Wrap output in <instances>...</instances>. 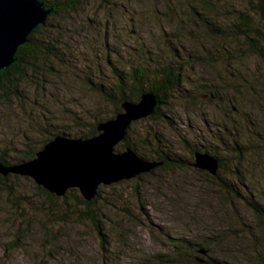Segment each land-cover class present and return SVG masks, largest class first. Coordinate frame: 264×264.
<instances>
[{
  "label": "trees",
  "instance_id": "16d2710c",
  "mask_svg": "<svg viewBox=\"0 0 264 264\" xmlns=\"http://www.w3.org/2000/svg\"><path fill=\"white\" fill-rule=\"evenodd\" d=\"M40 1L50 9V13L44 23L32 30L28 41L18 47L15 54L16 61L0 70V103L19 99L22 100L19 103L20 107L30 109L32 112L34 111L32 107H39L43 117L41 116L40 122L37 123L39 128H31L29 124L33 118L31 120V114H26L25 119L30 120L27 124L28 128H25L27 131L24 132L22 144L5 142L4 137L0 135V161L13 165L29 160L35 157L45 143L59 134L83 138L94 136L100 132L99 122L113 118L122 110L123 102H137L142 94L153 92L157 98L153 114L133 122L126 138L119 143V147L133 148L138 155L155 162V169L177 167L198 171L207 181L215 185L218 192H223V195L219 196L222 207L213 213L212 221L203 220L208 225L204 227V233L197 231L190 236L177 238L171 245L170 251L154 255L153 263L264 264V135L255 128L257 119L252 109L257 105L264 109V100L256 96L255 90L245 92L233 87L239 94L228 95V97L233 96L231 100L233 112L228 113L230 121L224 123L227 130H216L208 123L207 126L203 125L206 130L201 129V125L190 123L187 126L188 132L191 128L190 133L194 134L184 132L186 135L181 137L183 144L180 142L184 152H187L185 155L181 150L174 152L166 144L164 133L154 132L155 128L152 125L149 127V132L143 133L142 147L131 141L129 133L134 123L153 119H160L164 126L174 127L176 131L183 133L175 127L174 117L170 118L161 111V106L180 105L186 110L197 112L199 104L201 106L212 102L214 94L212 83H202L200 89L185 87L184 84V78L192 80L198 74L191 71L193 65L203 63L208 57L212 58L208 61L214 59L212 50L204 45L203 48L210 50L212 54L203 50L200 53L196 49L198 46L202 47V44L195 45L201 42V38H196L193 31L196 35L217 39V44H212L216 48L215 51L220 53V57L225 59L232 55H237V58L243 56L237 53L234 55L235 51L238 53L243 51L242 44L235 42L241 37L251 51H257L264 57L262 51L264 0H245L247 10L235 9L233 2L235 0H200L198 5L201 10L192 14L194 17L192 20L198 23L205 33L203 34L199 26L191 31L188 30L189 26L184 25V28H179L169 35L161 34V44L156 45L159 47V57H156L155 49L149 50L146 45L128 47L125 52L119 51L112 41L118 34H114L115 27L112 28L111 25L114 23L108 18L84 16L83 13L86 12L81 6L84 0ZM80 8L83 10L79 13ZM94 27H97V30ZM93 29L96 30L95 38L100 44L99 49L93 48V58L87 59L88 57H84L82 52L68 55L67 50H74L75 47L68 45L65 40H72L71 36L91 34ZM186 32L189 34L186 38L190 39L191 50H181L174 42ZM229 43L231 46L227 48ZM184 58L186 63H182ZM73 60L75 62L85 60V65L78 69L75 64V69ZM240 79L247 80L244 76ZM78 82L83 86L86 85L89 91L109 104L110 111L105 113L107 116L101 117L94 110L89 111L88 114L86 111H80L81 113L78 114L71 108V110L67 109V105L64 104L66 100L79 101L77 96L76 99L74 96L71 99L72 91L75 92L76 88H79ZM48 88H52L50 93ZM31 89L39 94L38 97L29 93ZM23 91L26 93L24 94ZM50 107L67 111L66 122L52 121L49 116ZM99 110L101 111L100 108ZM48 118L51 122L46 120ZM89 119L95 121L91 122ZM138 125L136 124L135 127ZM239 126L243 131H240ZM27 132L36 133L37 137L25 134ZM205 132L208 134L205 135ZM260 139L263 141L260 142ZM15 145H20L21 148L16 150L13 148ZM197 153L210 154L217 158L216 175L192 167ZM233 163L234 168L231 167ZM154 170L152 169L150 173ZM228 175L230 177H227ZM22 178L21 175L13 173L0 174L2 200L0 211L7 214L4 220L10 223L12 230L10 232L14 238L27 237L35 225L34 216L44 219L46 217L51 226L57 221L61 222L70 217L86 219L95 225L103 238L104 225L100 218L104 216V208L99 204L100 199L103 198L101 188L98 195L89 201L83 198L77 188L69 189L63 196H57L37 184L33 185L35 190L32 192L25 191L19 186ZM24 178L30 181L29 177L24 176ZM173 196L181 199L178 188ZM173 202L183 205V200H173ZM185 207L190 208V205ZM192 216L196 219L194 215ZM223 219L224 227H219ZM46 232L48 233L49 229H46ZM48 240L53 241L50 238L46 240L47 243Z\"/></svg>",
  "mask_w": 264,
  "mask_h": 264
},
{
  "label": "rangeland",
  "instance_id": "374dc122",
  "mask_svg": "<svg viewBox=\"0 0 264 264\" xmlns=\"http://www.w3.org/2000/svg\"><path fill=\"white\" fill-rule=\"evenodd\" d=\"M233 2L235 9L247 10L245 0ZM198 4L200 5V0H84L81 2V6L86 12L83 13L84 16L111 19V23H114L111 24L112 28L115 27L114 34L118 33L112 41L119 51L125 52L128 47L146 45L149 50L155 49L156 57H159V47L156 45L161 44V34L169 35L179 28H184V25L189 26L188 30L191 31L199 26L192 20L194 18L192 14L201 10ZM82 10L80 8L79 13ZM223 11L225 10L223 9ZM96 12L100 15L95 14ZM76 20L78 19L76 18ZM97 27L94 28L97 30ZM96 30L93 29L91 34H85V36L76 34L77 37L71 36L72 40H65L68 45L71 44L75 47L74 50L68 49L67 54L82 52L84 57L92 59L93 48H100V44L95 38ZM201 30L204 34V30L202 28ZM193 33L196 38H201V42L195 45L202 44V47L198 46L196 49L200 53L202 50L208 54L213 53L214 59L208 61L212 59L208 57V60L203 63L193 65L191 71L198 74L192 80L184 78V84L185 87L200 89L202 83H212L213 100L201 106L199 104L197 112L186 110L180 105L161 106V111L170 118L174 117L175 127L183 133L176 131L174 127L164 126L160 119L141 121V123H137V121L129 133L131 141L138 143L140 147L143 146H141L143 133L149 132V127L152 125L155 128L154 132L164 133L166 144L174 152L181 150L185 155L187 152H184L180 142L182 143V135H186L184 132L194 134L190 133L191 128L188 132L187 126L190 123L201 125V129H206L204 126L209 124L216 130H227L224 123L230 121L229 114L233 112L231 109L233 96L228 97V95L239 94L234 91L233 87L245 92L255 90L256 96L262 101L264 100V57L260 56L257 51H251L249 45L241 37L239 41L235 42L242 44L243 51L240 53L235 51L234 55L237 53L243 54V56L237 58V55H232L225 59L220 57V53L215 51L216 48L212 44H217V39L207 38L206 35L201 34L196 35L194 31ZM187 36L189 37L188 32L182 33V37L174 40L181 50H191L190 39H187ZM230 43L226 46L227 48H230ZM203 45L211 49L212 53L210 50L204 49ZM262 51L264 52V48ZM186 62L184 58L182 63ZM72 64L73 67L77 64L76 67L79 69L85 65V60L77 62L73 60ZM243 76L247 78L246 81L240 79ZM77 86L79 88H76L75 92L72 91L71 99L74 96V99L78 97L79 101L69 102L66 100L64 104L67 105V109H72L78 114L84 111L88 114L89 111L94 110L101 117L107 116L105 113L110 111L109 104L89 91L86 85L83 86L81 82H78ZM251 86L254 89H248ZM51 89L48 88L49 93ZM29 93L32 96L39 95L33 89L29 90ZM20 101L22 100L17 99L12 102L0 103V130H2L0 135L4 137L5 142L23 143L24 132L27 131L25 128H28L27 124L30 120L25 119L27 118L26 114H31V120L33 118L29 126L39 128L37 123L43 117L39 111L40 108L32 107L33 112L30 109H23L19 105ZM257 106L252 107L253 115L257 119L255 128L264 135V109ZM50 109L49 116L52 121L66 122L67 111H60V108L56 107H50ZM47 114L46 112L45 115ZM68 114H70L69 111ZM46 120L51 122L49 118ZM90 121L94 122L95 119ZM136 124L139 125L135 127ZM239 128L240 131H243L241 126ZM206 132L205 135L208 134ZM25 134L37 137L33 132ZM262 141L260 139V142ZM117 145V149H126ZM15 146L13 148L16 150L21 148L20 145ZM231 167H235L234 163ZM150 172L99 186L103 192V198L99 203L100 207L104 208V216L100 218L104 225L103 238L95 225L86 219L70 217V219L67 218L61 222L57 221L51 226L49 219L40 216L33 217L36 220L35 225L27 237L14 238L10 232L12 231L10 223L4 220L7 214L0 211V264H159L153 263L155 262L154 255L170 251L171 245L176 242L177 238L190 236L197 231L204 233V227L208 226L204 221H212L213 213L222 207L219 196L223 195V192H218L215 185L207 181L203 174L190 168L184 170L177 167L165 170L157 168L153 173ZM21 177H23L22 183H19V186L22 189L29 192L35 190L33 185L36 183L32 178L29 177V181L24 176ZM11 179L15 181L13 178ZM175 187L178 188L181 199L173 196L176 193ZM173 200H183V205H179ZM1 201L0 198V205ZM184 201L185 206L189 207L190 205V208L186 209ZM185 210L186 212H184ZM224 221L223 219L220 223L215 222L219 223V227H224L222 224ZM46 229H49L48 233ZM50 238L53 241L48 240L47 243L46 240Z\"/></svg>",
  "mask_w": 264,
  "mask_h": 264
},
{
  "label": "water",
  "instance_id": "95a60500",
  "mask_svg": "<svg viewBox=\"0 0 264 264\" xmlns=\"http://www.w3.org/2000/svg\"><path fill=\"white\" fill-rule=\"evenodd\" d=\"M49 13L40 0H0V70L16 61L18 47L28 41L32 30L44 23ZM156 104L152 92L142 94L137 102L125 101L113 118L99 122L100 133L85 138L56 135L29 160L13 165L0 161V174L30 177L57 196L77 188L90 201L98 195L101 184L130 179L156 166L131 147L116 148L131 123L153 113ZM193 165L216 174L218 160L197 153Z\"/></svg>",
  "mask_w": 264,
  "mask_h": 264
},
{
  "label": "bare ground",
  "instance_id": "6f19581e",
  "mask_svg": "<svg viewBox=\"0 0 264 264\" xmlns=\"http://www.w3.org/2000/svg\"><path fill=\"white\" fill-rule=\"evenodd\" d=\"M152 114H153V113L148 114L147 116H145V118L151 116ZM141 119H144V117H142ZM139 120H140V119H139ZM135 121H137V119L134 120L133 122H135ZM133 122H132V123H133ZM132 123H131V125H132ZM131 125H130V126H131ZM130 126H129V127H130ZM98 128H99V127H98ZM128 129H129V128H128ZM128 129H127V133H128ZM100 131H101V130H100ZM99 133H100V132H99ZM97 134H98V133H97ZM125 138H126V136H125L123 139H121L120 142H122ZM120 142H119V143H120ZM119 143H118V144H119ZM202 170H204V169H202ZM217 172H218V169H217ZM217 172H216V174H217ZM209 173H210V172H209ZM211 174H212V173H211ZM216 174H213V175H216Z\"/></svg>",
  "mask_w": 264,
  "mask_h": 264
}]
</instances>
